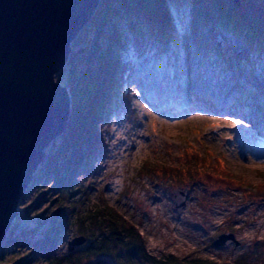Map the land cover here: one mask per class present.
<instances>
[{
    "label": "rangeland",
    "instance_id": "rangeland-1",
    "mask_svg": "<svg viewBox=\"0 0 264 264\" xmlns=\"http://www.w3.org/2000/svg\"><path fill=\"white\" fill-rule=\"evenodd\" d=\"M168 9L175 38L159 55L156 42L146 35L147 62L136 57L133 35L123 21L119 22L126 45L118 54L129 62L128 69L133 67V73L123 77L130 114L122 108L111 114L107 148L91 172H83L77 179L91 187L85 205L77 202V213L106 203L139 231L150 256L206 258L232 264L253 243L264 240V125L260 122L264 120V51L244 53L240 72L219 68L195 49L187 28L189 1L174 0ZM93 35L89 25L80 31L78 37L83 41L74 44L76 38L72 40L68 60L73 54L83 58L86 53L79 51L86 45L85 38L93 40ZM214 37L224 50L235 45L231 39L230 47H226L221 33ZM236 53L240 55L241 50ZM68 60L55 75L66 89ZM78 67L83 71L86 66ZM197 84L206 89L212 86L214 93L230 99L231 106L214 103V107L199 109L195 106L198 102L193 106L181 98ZM248 99L258 104L252 103L245 117L238 109ZM58 142L59 136L47 145L19 199L17 214L0 245V249L4 245L0 264H151L139 257L125 262L122 257L114 258L115 254L91 260H55L70 251L72 238L86 237L72 248L81 249L91 235L87 224L81 229L72 218L54 245L43 242V235L50 232L52 236L51 229L59 223L61 205L51 189L52 175L39 172V168L47 150ZM174 189L187 196L181 213L175 208ZM75 199H80V193ZM92 231L93 235L98 233L97 229ZM226 232L234 235L238 247L213 244ZM251 262L264 264V254Z\"/></svg>",
    "mask_w": 264,
    "mask_h": 264
},
{
    "label": "trees",
    "instance_id": "trees-1",
    "mask_svg": "<svg viewBox=\"0 0 264 264\" xmlns=\"http://www.w3.org/2000/svg\"><path fill=\"white\" fill-rule=\"evenodd\" d=\"M188 1L190 20L187 28L190 29L195 49L199 54L207 55L206 58L210 57L219 68L240 72V66L244 67L240 58L244 53L258 54L264 51V0H239L238 6L234 0ZM169 3H174V0H98L87 22L93 29V40L85 38L86 45L79 51V54L85 52L86 55L81 58L73 54L68 60V119L59 135L58 144L47 150L43 166L39 168V172L52 175L54 183L51 189L57 194L61 205L59 223L51 229L52 236L50 232L43 235V242L54 245L59 233L72 223V218L81 225V229L87 224L91 235L90 242L84 248L70 250L63 258L55 259L58 263L62 259L91 260L115 254L114 258L122 257L125 262L139 257L151 264H228L206 258L150 256L145 252L139 231L106 203L93 209L87 208L85 213H77V202L85 205L91 188L87 183H78L77 179L82 177L83 172H91L95 160L107 148L111 114L121 108L124 113L127 111L130 114V96L123 92V77H129L133 67L128 69L129 62L123 61L118 54L126 45L118 30L119 22L123 21L127 32L133 35L136 57L147 62L149 58L144 47L146 35L156 42L154 48L159 55L175 38L169 21ZM179 19L183 21L180 16ZM220 33L225 36L226 47H230L231 39L235 41L229 50L220 48L214 37ZM78 35L74 44L83 41ZM184 37L187 38L186 34ZM237 49L241 50L240 55L236 53ZM81 64L86 66L83 71L78 67ZM77 193H80V199L72 200ZM95 229L98 233L93 235L92 230ZM259 254H264V240L253 243L232 264H252L253 257Z\"/></svg>",
    "mask_w": 264,
    "mask_h": 264
},
{
    "label": "water",
    "instance_id": "water-1",
    "mask_svg": "<svg viewBox=\"0 0 264 264\" xmlns=\"http://www.w3.org/2000/svg\"><path fill=\"white\" fill-rule=\"evenodd\" d=\"M97 4L0 0V245L47 145L65 128L70 96L55 75ZM173 195L181 213L186 193L174 189ZM85 240L81 235L72 238L68 250ZM213 244L240 245L230 232L219 234Z\"/></svg>",
    "mask_w": 264,
    "mask_h": 264
},
{
    "label": "bare ground",
    "instance_id": "bare-ground-1",
    "mask_svg": "<svg viewBox=\"0 0 264 264\" xmlns=\"http://www.w3.org/2000/svg\"><path fill=\"white\" fill-rule=\"evenodd\" d=\"M210 84V83H209ZM212 85V84H210ZM211 88V89H210ZM210 88H204L201 87L200 84H197V86H192V88L190 89V91H187L186 94L184 95V97H181L183 99H188L190 100L188 103H192L194 106V102H198L197 104H195V106L199 109H206L208 107H214L213 104L215 103L216 105L219 106H223V107H229L231 106V102L230 99L227 97H223L221 95H218L216 93H214V91L212 90V86H210ZM218 96V97H217ZM220 97V98H219ZM218 98V99H217ZM209 102V104L207 103ZM170 103V102H169ZM258 104V101H251V99L247 100V102L244 103H240L241 105L243 104V106H239L240 109H238L243 116L246 117L249 108L251 107V104ZM191 107V105H188ZM264 110V109H263ZM260 122L263 123L264 125V120L260 119Z\"/></svg>",
    "mask_w": 264,
    "mask_h": 264
},
{
    "label": "snow or ice",
    "instance_id": "snow-or-ice-1",
    "mask_svg": "<svg viewBox=\"0 0 264 264\" xmlns=\"http://www.w3.org/2000/svg\"><path fill=\"white\" fill-rule=\"evenodd\" d=\"M236 123H239V122H236ZM230 126L235 127V124H232V125H230ZM153 127H154V126H153Z\"/></svg>",
    "mask_w": 264,
    "mask_h": 264
}]
</instances>
